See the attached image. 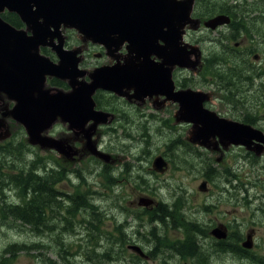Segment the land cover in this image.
Segmentation results:
<instances>
[{
	"label": "flooded vegetation",
	"instance_id": "flooded-vegetation-1",
	"mask_svg": "<svg viewBox=\"0 0 264 264\" xmlns=\"http://www.w3.org/2000/svg\"><path fill=\"white\" fill-rule=\"evenodd\" d=\"M223 1H228L231 4L229 0ZM197 4H202V0H195L193 11V16L199 18L201 24L198 29H188L185 26L182 40H179L180 47L188 44L186 46L187 53L185 54V51L183 53L185 57L195 60L196 53L200 51V64L196 68L197 72L194 73L183 66L175 65L171 71L173 89L166 93L165 88L161 86L157 91L147 94L144 99H138L135 96L136 89L127 85H124L121 90L124 95L101 88L94 92L95 108L111 114L109 121L105 122L108 124L97 128L95 133L97 138L94 141L98 150L102 152L101 155H96L91 150L90 153L93 155H90L88 151L85 152L86 139L81 134L84 125L72 128L69 122H64L58 118L52 124L51 129L49 128L48 134L63 139L66 146L70 144L77 150V153L73 155V158H67L57 150L36 145V153L40 154V151L50 152L53 154V160L46 162L41 155H37L41 165L36 168L35 174L38 176L39 182L37 189H33L34 193L30 196L26 190L27 183L23 185L21 181L17 182L15 177L12 178V175H18L21 180L26 172L22 156L16 153L0 152V171L3 172V177L0 179V231L3 232V228L10 231L15 230L16 226L13 224L23 222V219L13 214L11 210L21 207V215L25 216L23 208L33 196H36L34 205L36 214L52 221L53 228L51 230L46 229V232H50V235H55L56 232L59 239L63 235L64 239L70 241L69 233L75 232L77 221L79 226H82L89 233L91 231L89 223L95 220L90 212L93 215L99 211L103 213L101 224H98V230L106 237V242L108 244L113 243L110 236L124 235L128 243L123 245L120 242L117 245H108L105 254L108 252L109 256L108 258L105 256L103 264H106L107 259H109L110 264H113V261L117 262L120 255L117 249L134 251L131 252V256L140 261L144 258H154L155 264H179V261L171 263L167 258L172 256L173 260H179L186 251L180 246L166 244L162 239L158 241L154 236L157 231L163 235L168 234L165 227L171 224L178 226L176 221H179L178 228L183 230V234L179 238L185 236L189 227L187 222L196 223L195 227L202 226L205 234H202L200 230L196 233L207 237L200 242L202 248L197 249L195 254H192V258L188 255L191 258V264H214V262L215 264H264V255H262L264 154L251 152L242 145L232 144L225 147L218 135L211 138L208 142L209 147L203 148L197 143L191 142L194 124L182 120L185 118L181 111V101L175 93L182 90H191L193 94L195 91L204 92L207 94L203 103L205 108L217 112L214 110L217 108L215 103L220 102L218 104L219 113L217 112L220 116L246 124L249 123L241 120V118L238 120L236 117H225L224 115L227 114L226 112L233 115L235 112L236 115H239L237 110L245 108L244 104L247 101L239 98V94L243 92H245L246 100L255 102L256 105L252 109H258L262 105L263 96L258 95L256 86L250 88L253 78L256 76L261 79L262 88H264V75L261 76L262 66H256L259 67L258 71L260 72L257 75L256 70L252 72L247 68L248 64H244L243 75L236 76L231 60L236 62L240 58H250V56L255 58L256 55L259 58V52L256 53L258 48L256 46L251 47V49L246 47V41L262 43V30L253 32L250 37L246 34H240L236 40L234 38L225 40L224 35L232 37L238 28L237 24H231L234 19L232 18L229 24L215 30L207 28L202 24V18L195 15ZM7 12L12 13L13 17L18 16L20 18L16 12L9 10L3 14ZM16 27L22 28L25 27V24L16 25ZM209 31L217 34V38L214 39L209 35L206 36L207 38H203L204 33L210 34ZM48 32V41L52 46H41V53L54 62H58L59 58L54 47L63 44L65 54L69 53L68 51L76 52L78 67L86 72L82 78L87 81H91L89 75L96 69L104 66L125 67L131 57L135 64L139 65L137 64L140 62L139 54L130 53V42L126 38L108 40L107 44L110 45L108 48L104 42H96L92 39L83 40L81 33L75 28L66 27L64 24L61 25L60 30L53 26ZM246 38L248 39L245 40ZM207 39L213 42V47L210 49L203 45ZM165 44L163 40L159 39V45ZM145 56H148L147 58L152 62V67L156 66L155 62L160 63L159 66L161 67L165 58L155 52L143 57ZM212 57L214 58L213 62L210 61ZM258 58L255 59L258 60ZM224 59L231 63L229 79L217 70L218 61ZM168 66V64L163 65V67ZM244 74H248V77L246 78ZM52 80L53 83H51ZM48 86L70 90L68 81L56 77L48 78ZM224 89L227 93L223 92ZM227 94L232 97L234 106L227 103L225 96ZM2 104L13 106V102L7 98ZM123 114L131 115L129 122L122 121ZM186 115L190 116V113L187 112ZM253 121L254 126L264 132V121H262V125L256 123V117L253 118ZM7 122L11 129V135L1 140V145L26 139V130L22 124L13 119H9ZM92 122L93 120L86 122L88 123L87 127ZM155 123L168 126V128H170L169 126H180L185 135L183 136V146H176L172 134L178 129L174 127L165 135L170 140L169 144H166L170 150L155 153L152 149L156 156L150 159L146 153L150 151L151 127ZM190 150L192 152H189ZM119 152L129 153L133 163L126 162L120 157ZM158 156L163 157L166 161V167L163 171L154 167L155 159ZM90 157L89 164L84 165L83 161ZM171 161L174 162L173 169H184L189 173V178L195 182L194 186H197L199 190L203 189L199 191L203 197L196 207V212L199 214L192 213L188 209L190 205L186 202L189 200L182 195V191L187 190L184 185L178 189L174 188V191L181 195L177 202L175 201L178 196L169 203L163 199L158 200L152 195L155 191V186L153 187L154 178L169 173ZM46 177L50 178L48 182L45 181ZM80 179L82 182L79 184ZM196 179L200 181L196 182ZM127 185L142 186L147 195L140 196L151 198L154 201L153 205L150 208L140 205L138 201L140 196L129 201L127 205L123 204L122 202L126 200L124 191ZM167 189L170 190L168 187ZM86 192L89 200L94 197L96 200L101 199L105 203H94L97 206L95 210L89 205L86 207L79 206L76 209V202L80 200V194ZM170 193L172 195L171 190ZM165 203H168L166 205L169 209L167 216L161 212ZM88 208L91 211L87 210ZM79 216L84 219H80ZM128 216L136 221V225L125 227V224L129 222ZM157 220L162 221L157 223ZM10 225L13 227L9 228ZM102 225L108 229L102 228ZM112 228H114L113 231H110ZM218 228L224 231L226 235L219 237L215 232ZM87 233H83L82 237L88 236ZM248 238L252 242L251 248L244 246ZM176 242V240L172 241L171 244ZM223 242L226 246L224 250H221V243ZM98 245L103 247L101 243ZM130 245H138L143 254L131 249ZM7 250L8 245L0 251V260L5 258L8 253ZM56 253L57 259H53V264H65L58 250ZM201 254H203L202 257ZM217 254L227 255L228 259L219 258ZM203 257L205 258L204 261ZM39 264L43 263L40 262Z\"/></svg>",
	"mask_w": 264,
	"mask_h": 264
},
{
	"label": "water",
	"instance_id": "water-1",
	"mask_svg": "<svg viewBox=\"0 0 264 264\" xmlns=\"http://www.w3.org/2000/svg\"><path fill=\"white\" fill-rule=\"evenodd\" d=\"M194 5L195 0H0V141L11 135L7 121L13 119L24 126L29 144L54 149L73 158L77 153L74 147L48 134L52 124L61 118L72 128L84 125L86 146L101 155L93 136L98 125L108 122L111 114L95 108L94 92L101 88L124 95L121 92L124 85L134 87L138 99H144L161 86L166 93L170 92L173 89L171 71L175 65L195 68L200 63V51L192 60L183 55L184 51L187 53L188 44L179 46L184 27L198 29L201 24V20L193 16ZM6 10L16 12L25 27L17 28L5 20L2 14ZM230 21L229 15L218 14L202 24L216 29ZM62 24L75 28L83 40L104 42L108 48L110 39H128L130 53L139 54V65L131 57L125 67L96 69L89 75L91 81H87L82 78L86 72L79 69L76 52L65 54L63 44L54 47L58 62L40 53L41 46H52L48 41L49 29L54 26L60 30ZM159 39L166 44L159 45ZM151 52L165 57L161 67L156 62L152 67L148 56L143 57ZM164 64L169 66L163 67ZM52 77L68 81L70 90L48 86V78ZM175 93L186 119L182 120L194 124L191 139L194 143L209 147L208 142L218 135L225 147L242 145L251 152L264 154L262 130L249 123L221 118L205 108L207 94L204 92ZM6 98L13 106L2 104ZM91 120L87 127L86 122ZM154 167L163 171L164 158L158 156ZM141 200L140 205L154 203L151 198ZM215 232L219 237L226 235L219 228ZM244 246L252 247L250 238ZM130 248L143 254L138 245H130Z\"/></svg>",
	"mask_w": 264,
	"mask_h": 264
},
{
	"label": "rangeland",
	"instance_id": "rangeland-1",
	"mask_svg": "<svg viewBox=\"0 0 264 264\" xmlns=\"http://www.w3.org/2000/svg\"><path fill=\"white\" fill-rule=\"evenodd\" d=\"M251 2L253 1H258V0H249ZM262 14V13H261ZM260 18H262V15L260 16ZM262 26V23L260 21V23L258 24V27ZM190 29V28H188ZM210 34H203V38H207L206 36L209 35L210 37H213L214 39L217 38V34H214L213 32L209 31ZM225 40L231 39L229 37H227L226 35H224ZM248 38H246L245 40H247ZM204 40V39H203ZM246 44L248 48L251 49V47L256 46L258 48V50H256V53L259 52V58L258 60H256L254 57L250 56V58L248 59H242L239 60L238 62H242L245 64H248V66L251 67H256V66H264V42H252V41H246ZM204 46H208V49L213 47V42L210 41V39H207V41H204L203 43ZM253 55V54H251ZM262 58V61H260V59ZM224 62H226L225 60H223ZM218 64L220 67L224 66V63H219ZM197 72V71H195ZM194 72V73H195ZM254 82V84H253ZM256 86L257 89V93L259 96H263V101H264V88H262V82L261 79L256 76L253 78L251 87ZM223 92L227 91L224 89ZM226 96V101L230 106H234L233 102H232V97L229 96V94L225 95ZM251 97V94H250ZM239 98L243 101H247L244 106L245 108L243 110H249L250 112H252V114L255 115L256 117V123L258 125H262V121H264V103L262 104V109H252L253 107H255V102H253L252 100H246V95L245 92L239 94ZM220 102L215 103V105L217 106V108H215L214 110H216L218 113V107ZM257 110V111H256ZM215 112V111H214ZM217 112H215L219 117L224 118L223 116H220ZM222 112V111H221ZM225 113V112H222ZM227 114L224 115L225 117H236L238 118V120H240L239 118H243L245 116V114L247 113V111H240L238 112L239 115H236L235 112H233L235 115H233L230 112H226ZM122 121H124L125 123L129 122L131 115L130 114H123L122 115ZM108 123H101L98 128L102 125H105ZM170 128H168V126H163L160 123H155L152 125V137L150 139V151L148 153H146L150 159H153L154 156H156L153 153V150L155 151V153H160V151H164V150H170L166 147V144H169L170 140L168 137H165V135L167 134V132L172 131V129L174 127H177V131H175L172 136L173 139L175 140L176 146L180 145L183 146V136L185 134L184 130L182 129V127L180 126H169ZM115 128H118L117 126H115ZM117 130V129H116ZM81 134L84 133L82 132ZM96 134L93 136V139H96ZM85 139V138H84ZM9 140V139H8ZM190 140V139H189ZM191 142H193L192 140H190ZM25 142L27 143L26 139ZM140 143V142H139ZM194 143V142H193ZM141 144V143H140ZM31 145V144H30ZM143 145V144H142ZM198 146H202L203 148L205 146L200 145L197 143ZM144 146V145H143ZM35 147V146H33ZM196 147V146H195ZM198 148V147H196ZM195 148V150H196ZM153 149V150H152ZM182 149V148H181ZM84 150L85 152L93 155L92 153H90V149L86 146V140H85V145H84ZM195 150L193 151V153L195 152ZM189 152H192L191 150ZM120 153V157L125 159L126 162L129 163H133L132 158L130 157L129 153H123V152H119ZM39 153H36V147H35V152L32 150L28 153H26V157L25 159H23V165H25V163H27V165L31 162L36 160L37 161V165L38 167L41 165L37 155ZM163 154V153H161ZM20 155V154H18ZM43 158L45 159L46 162L52 161L53 160V154L50 152H44V151H40V154ZM158 155V154H157ZM91 160V157L89 159H87L86 161H83L84 165H88L89 162ZM174 162L171 161L170 166H171V170L170 172L160 176V177H155L154 178V182H153V187L155 186V191H154V197L158 200L163 199L164 201H167L169 203H171L176 196H179L177 191H174L176 189H178L179 187H182L184 185V188L186 187L187 190L182 191L183 192V196L187 197V200H189V202H186L190 205V207H188V209L192 212V213H196L199 214V212H196V207L198 205V203L201 201L203 194H200L199 191L203 190V189H198L197 186L195 185V182H193L190 178H189V173H187V171H185L184 169H178L175 170L174 168ZM26 167V166H25ZM29 168V167H28ZM199 179H196V182H199ZM166 186H164V185ZM167 187L171 190L172 195L170 193V190L168 191ZM144 188L142 186H134V185H127L125 191H124V195H125V201H123L122 203L127 205L129 201L139 198L140 195H147V193L145 192V190H143ZM149 196H151V194H149ZM106 198V197H105ZM141 198H148L147 196H140V198L138 199V201H142ZM91 203H96V204H104L105 202L102 201L101 199H95L94 197L90 198ZM153 204H149V205H145L146 207H151ZM90 207V206H89ZM92 208V207H91ZM87 210L91 211L90 208H88ZM80 217V216H79ZM80 219H84L83 217H80ZM128 223L125 224V227H132L133 225H136V221H134V219L130 216H128ZM13 226H16L15 230H7V228H3V232L0 231V251L9 243L11 242H27V243H32V242H43V243H47L50 245L54 244V240H58L59 237L55 232L54 237H46V236H41V231L38 230V224H35V230H32L30 225H26L27 227L21 226L18 222L14 223ZM12 225H10L9 228L13 227ZM179 226V224H178ZM178 226H175L173 224H171L170 226L165 227L166 228V232L168 233V239L169 242L175 241L177 238L181 237L183 234V230H180L178 228ZM24 228L23 230L20 228ZM102 228L104 229H108V227H106L105 225H102ZM114 228L110 229V231H113ZM88 231L86 229H83L82 226H79V223L77 221L76 223V230L75 232H71L69 240H71V242H74L73 247L74 248H81L79 251V254L81 255L80 257L77 256V259L79 261V264H89V261L86 259L85 254H84V249L86 248L88 241H87V237H82L84 234L83 233H87ZM41 236V237H40ZM63 237V235H62ZM110 240L113 243L108 244L106 242V240H100L99 243H101L103 245V247L101 246H97L96 248L98 250L104 251L106 249V247L109 246H113V245H117L120 242H123L124 244H128L127 240L124 238L123 236H110ZM78 251V250H76ZM117 251L120 253L117 262L113 261V264H155V260L154 258H144L142 259V261H140L139 259H136L134 257H132V253L134 251H120L119 249H117ZM262 255H264V226H262ZM217 256L219 258H227V255H219L217 254ZM184 257V258H183ZM181 257L179 260H173L174 258L168 257L167 260H169L171 263H177L179 261V264H191V258L188 255H185ZM178 258V257H177ZM183 258V259H182ZM52 259H57V253L54 250L53 246H50L49 248L45 249L41 246H31L30 248H28L27 251L25 250H18L17 248H12L9 250V252L6 254L5 258L0 260V264H39L40 262H42L43 264H53L54 261H52ZM146 259V260H145ZM109 259H107L106 264H110V261H108ZM237 260V259H235ZM238 261V260H237ZM238 263H240L238 261Z\"/></svg>",
	"mask_w": 264,
	"mask_h": 264
},
{
	"label": "trees",
	"instance_id": "trees-1",
	"mask_svg": "<svg viewBox=\"0 0 264 264\" xmlns=\"http://www.w3.org/2000/svg\"><path fill=\"white\" fill-rule=\"evenodd\" d=\"M229 1L231 2V4L228 1H223V0H202V4H197L196 6L195 15L202 19H209L220 12H225V14H228L231 18L234 19L233 22H231V24L232 23L237 24V27H238L236 29L237 31L235 30L232 37H229V38L231 39L234 38L236 40L237 36H240V34H246L250 37L253 32H259L262 30V42H264V0H258V1H253V2L249 0H229ZM261 15H262V26L258 27V24L261 21V18H260ZM3 16L6 20H8L10 23H12L15 26L23 25L20 18L18 16L13 17L12 13L7 12L3 14ZM242 59H248V58H240L236 62L231 60L233 62V69H234V73L236 76L243 75V71H244L243 65L245 63L238 62L239 60H242ZM213 60L214 58L212 57L210 61L213 62ZM225 61L226 62H224L223 60H219V63H224L225 65L223 68L218 66L217 70L220 74H223L224 77H228L229 79L230 72H231L230 70L231 63L227 60ZM247 68H249V70L252 72L256 70L255 72L257 75H259L260 73L258 71L259 67L248 66ZM263 75H264V67H262L261 76L263 77ZM244 76L247 78L248 74L247 75L244 74ZM53 82L54 81L52 80L51 83ZM263 103L264 101L262 98V104ZM258 109H262V105ZM250 110H253V109H250ZM240 111H247V113L241 120H244L246 122H249L252 125H255L254 123L255 120L253 121V118H255V115L252 114V112H250L249 110H241V109L237 110V112H240ZM32 150L35 152V147L31 146L29 143H26L25 140H21L20 142H8L5 145L0 144V152L16 153L17 155L20 154L23 159H25L26 153ZM25 166H26V169H25L26 172L21 178V180L18 177V175H12V178L15 177L16 181L17 182L21 181L23 185L27 183L26 190L28 194L32 196L34 193L33 189L34 190L37 189V184L39 182V178L35 174V170L38 167L37 161L36 160L31 161L28 165L27 163H25ZM2 177H3V172L0 171V179H2ZM49 180H50L49 177L45 178L46 182H48ZM81 182L82 180L80 179L79 184ZM37 196L39 197V195ZM180 197L181 195H179L178 198L175 197L176 198L175 202H177V200ZM35 202H36V196H33V198L29 202H27V205L23 208L25 212V216L21 215V212H20L21 207H16L15 209H12L11 211L13 212V214H16L18 217H21L23 219V222L19 223L20 225L25 226V227H27L26 225H30L32 230H35V224H38L37 229L41 231V236L53 238L54 235L52 234L50 235V232H46V229L51 230L53 228L52 221L47 220L46 217L44 218L43 216H38L36 214L35 207H34ZM166 204L168 203H165L163 205V208L161 211L162 214L165 216H167V213L169 212L168 206ZM87 205L92 207V209L94 210L97 208V206L91 203V201L88 199L87 192H86L84 194H80V200L76 202V209L79 206L86 207ZM176 213H177V210H176ZM90 214L95 218L94 220L95 222L90 221L89 223L91 231L87 233L88 234V237H87L88 244L86 248L84 249V254H85L86 259L89 261V264H103L105 256L106 258H108L109 253L107 252L105 254L106 249L104 251H101L96 248L100 240L102 239L106 240V237L103 234H101L98 230L99 228L98 224H101L103 213L99 211V212H95L94 215L92 212H90ZM161 221L162 220H157L156 222L160 223ZM176 223L179 224V221H176ZM187 223L189 227L186 230L185 236L182 238H177L176 243L171 244V242H169V239H168V234L163 235V233L159 231H157V233L154 236L157 238L158 241L162 239L163 241H165L166 244L182 247L186 251L184 253V256L189 255L192 258V254H195L197 249L202 248V246L200 245V242L207 237L204 235H200V234L197 235L196 233L198 230H200L202 234H205L202 226L195 227L194 225H196V223L194 222L192 223L187 222ZM164 224H167V223H164ZM122 244L124 245L123 242ZM31 246H41L45 249L49 248L50 246H53L55 251L58 250L61 258L65 261V264H68L69 261H70L69 264H79L77 256L79 257L81 256L79 254V251L82 247L74 248L73 242H71V240L68 241L67 239H64L63 237L59 239L58 241L54 240L53 245H49L43 242H32V243L11 242L8 244L7 252H9V250L12 248H17L18 250L27 251L28 248H30ZM225 246L226 245L224 244V242L221 243V247H222L221 250H224ZM217 253H218V250H217ZM202 256L203 254H201V257ZM204 260L205 258L203 257V261ZM52 261L54 260L52 259Z\"/></svg>",
	"mask_w": 264,
	"mask_h": 264
},
{
	"label": "bare ground",
	"instance_id": "bare-ground-1",
	"mask_svg": "<svg viewBox=\"0 0 264 264\" xmlns=\"http://www.w3.org/2000/svg\"><path fill=\"white\" fill-rule=\"evenodd\" d=\"M163 242V241H162ZM165 247V246H164ZM178 253V252H177ZM179 256V255H178ZM164 264V263H163Z\"/></svg>",
	"mask_w": 264,
	"mask_h": 264
}]
</instances>
